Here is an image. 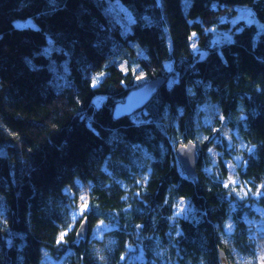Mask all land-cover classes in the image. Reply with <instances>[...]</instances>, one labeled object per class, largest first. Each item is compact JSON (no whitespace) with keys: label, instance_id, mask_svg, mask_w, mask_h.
Returning <instances> with one entry per match:
<instances>
[{"label":"trees","instance_id":"trees-1","mask_svg":"<svg viewBox=\"0 0 264 264\" xmlns=\"http://www.w3.org/2000/svg\"><path fill=\"white\" fill-rule=\"evenodd\" d=\"M241 6L264 23V0H0V264H263L264 28L232 24ZM188 143L194 177L176 154Z\"/></svg>","mask_w":264,"mask_h":264},{"label":"rangeland","instance_id":"rangeland-1","mask_svg":"<svg viewBox=\"0 0 264 264\" xmlns=\"http://www.w3.org/2000/svg\"><path fill=\"white\" fill-rule=\"evenodd\" d=\"M119 5V4H117ZM121 8V6H119ZM238 12H237V15L232 19V24H235L237 22H239L240 20H244L246 22H251V23H255L257 24L259 27H262L264 28V23H262L255 15L254 13L252 12V10L250 8H247L245 6H241V7H238L237 8ZM121 10H124V8H121ZM127 16H126V23L130 24V20H131V15H130V12L129 10L126 12ZM32 20L28 19L27 21H19L18 23L19 24H23V25H27V24H31ZM33 22V21H32ZM214 31H217L216 29H213ZM226 38H228L229 36H225ZM214 38L216 41H222L224 40V38L221 37L220 33L217 31L214 33ZM192 48L194 50V52H197L198 50V47H197V44L195 41L192 42ZM205 51H201L200 52V55L201 57H204L205 56ZM141 74H138V77H140ZM104 99V96L102 95H99L95 98V103L96 105H100L101 102L103 101ZM212 110L213 111H218V108L217 107H212ZM220 118L222 119V116L219 115ZM225 126V123H223V127ZM223 131V135L225 136V138L231 142L232 139H231V136L229 135V132L227 129H224L222 130ZM209 152L212 154L213 157H218L220 154V151L215 149L213 146H211L209 148ZM237 159V155H234ZM226 164H227V167H228V179L230 182L234 183V184H241L242 185V182H241V179L239 178L238 174H237V170H236V166H235V163L230 160V159H226ZM242 192L244 194H247V189L245 186H242ZM88 209V194H87V189L85 188V190L83 191L82 195H81V198H80V202L79 204L75 207H73V210H72V220H73V223L71 225V228L75 227V224L76 222L78 221L79 223H81L82 221H84L83 219V212L86 210L87 211ZM264 210V209H263ZM262 210V211H263ZM189 211V206L187 204V202L183 201V200H179L178 201V204H177V213L179 214H184V213H187ZM261 211V210H260ZM261 211L262 213V219H264V213ZM263 221V220H262ZM80 225V224H79ZM107 226H105L103 223H99V225L95 226L94 229H93V235L94 236H99L101 235L102 231L104 228H106ZM70 228V229H71ZM255 230H256V234H257V240L259 242V248H260V254H261V257L263 258V264H264V224L261 225V226H255L254 227ZM63 234L64 232H62L60 235L61 237H63ZM43 264H53V260L50 259L47 255H45V258H44V261H43Z\"/></svg>","mask_w":264,"mask_h":264},{"label":"water","instance_id":"water-1","mask_svg":"<svg viewBox=\"0 0 264 264\" xmlns=\"http://www.w3.org/2000/svg\"><path fill=\"white\" fill-rule=\"evenodd\" d=\"M165 77L149 79L132 87L124 99L118 102L113 109L114 118L131 115L134 112L144 108L154 97L158 90L164 85ZM178 161L182 169L189 177L197 175V167L200 160L197 146L194 143L180 145L176 149ZM89 233L88 223L82 222L76 232L77 238L86 237ZM219 256L222 263L227 262L226 252L220 248Z\"/></svg>","mask_w":264,"mask_h":264},{"label":"bare ground","instance_id":"bare-ground-1","mask_svg":"<svg viewBox=\"0 0 264 264\" xmlns=\"http://www.w3.org/2000/svg\"><path fill=\"white\" fill-rule=\"evenodd\" d=\"M220 257V256H219ZM221 261V260H220Z\"/></svg>","mask_w":264,"mask_h":264}]
</instances>
